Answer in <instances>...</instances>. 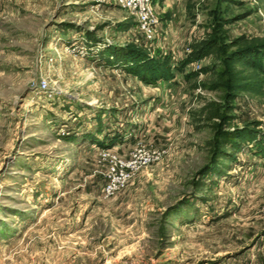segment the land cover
Returning a JSON list of instances; mask_svg holds the SVG:
<instances>
[{"label": "rangeland", "instance_id": "374dc122", "mask_svg": "<svg viewBox=\"0 0 264 264\" xmlns=\"http://www.w3.org/2000/svg\"><path fill=\"white\" fill-rule=\"evenodd\" d=\"M165 3L0 0V264H264V0Z\"/></svg>", "mask_w": 264, "mask_h": 264}, {"label": "built area", "instance_id": "2783aa9c", "mask_svg": "<svg viewBox=\"0 0 264 264\" xmlns=\"http://www.w3.org/2000/svg\"><path fill=\"white\" fill-rule=\"evenodd\" d=\"M95 6L107 5L110 1L115 6L127 11L137 22L138 29L145 35L147 41H152L156 37V27L154 23V11L151 7V0H92ZM45 88V83L42 84ZM147 157L133 154L130 159L122 160L113 158L105 173V184L102 192L106 196H111L122 189L131 173L147 162Z\"/></svg>", "mask_w": 264, "mask_h": 264}, {"label": "crops", "instance_id": "0c3cea01", "mask_svg": "<svg viewBox=\"0 0 264 264\" xmlns=\"http://www.w3.org/2000/svg\"><path fill=\"white\" fill-rule=\"evenodd\" d=\"M177 1V0H176ZM153 3H155L156 8L159 10L158 12L161 14L165 10H167L165 0H153ZM170 8V7H169ZM158 12L156 14H158ZM92 29V28H91ZM97 44V42H96Z\"/></svg>", "mask_w": 264, "mask_h": 264}, {"label": "trees", "instance_id": "16d2710c", "mask_svg": "<svg viewBox=\"0 0 264 264\" xmlns=\"http://www.w3.org/2000/svg\"><path fill=\"white\" fill-rule=\"evenodd\" d=\"M134 53V52H133ZM130 59H128L127 61H129ZM262 72H264V70H262Z\"/></svg>", "mask_w": 264, "mask_h": 264}]
</instances>
